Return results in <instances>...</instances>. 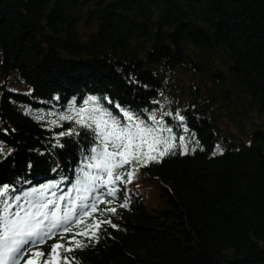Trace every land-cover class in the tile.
Masks as SVG:
<instances>
[{"label": "trees", "instance_id": "obj_1", "mask_svg": "<svg viewBox=\"0 0 264 264\" xmlns=\"http://www.w3.org/2000/svg\"><path fill=\"white\" fill-rule=\"evenodd\" d=\"M97 105L122 124V110L148 125L155 113L195 151L98 203L118 228L77 264H264V0H0V202L56 199L95 172V133L59 116ZM177 110L187 133L162 117Z\"/></svg>", "mask_w": 264, "mask_h": 264}, {"label": "snow or ice", "instance_id": "obj_2", "mask_svg": "<svg viewBox=\"0 0 264 264\" xmlns=\"http://www.w3.org/2000/svg\"><path fill=\"white\" fill-rule=\"evenodd\" d=\"M96 100V97H89L84 104ZM73 110L78 118L61 114L59 121L74 120L76 125L95 133L99 144L91 149L90 162L85 165V168L95 172L81 169L82 175L73 189L77 195L75 199L68 200L70 207L62 215L57 209L60 202L68 199L71 193L57 196L56 191H52L51 195L56 199L44 200V193L41 191L37 194L39 198L26 201L27 207L17 203L16 211L11 210L12 205L7 201L0 202L4 204L3 211L0 212V264H20L22 260L23 264H77L71 253L98 242L102 231H105L103 225L118 228L111 218L104 216L105 213L116 214L117 207L98 209V203L111 205L121 190L120 185L131 183L139 167L160 163L164 157L175 155L178 146L182 149V155L195 151V148L189 149L188 144L192 141H186L183 135L179 137L177 144L173 129L164 126L163 118L157 120L155 113L150 116L152 124L148 125L124 110L122 114L128 123L122 124L111 112L99 105L90 109L80 107ZM163 116H174L184 132L189 131L184 123L185 117L179 110L174 114L164 112ZM51 123L56 125L57 121L53 120ZM164 132L168 135H163ZM74 134L79 135L75 129H70L58 135L63 137ZM57 146L62 147L59 141ZM215 154H223L219 146L216 147ZM48 187L56 189L57 185ZM3 195L4 192H0V196ZM30 195L25 193V197ZM105 197L111 199L106 200ZM14 199L19 201L21 197L16 196ZM49 206H52L50 211L47 210ZM119 207H128L127 200L120 203ZM98 211L103 218L98 217L92 223H85L84 217H90ZM77 224H83L84 228L74 231ZM57 236L59 238L56 243L50 245L51 250L48 253L42 251V246Z\"/></svg>", "mask_w": 264, "mask_h": 264}, {"label": "rangeland", "instance_id": "obj_3", "mask_svg": "<svg viewBox=\"0 0 264 264\" xmlns=\"http://www.w3.org/2000/svg\"><path fill=\"white\" fill-rule=\"evenodd\" d=\"M69 193H71V197H72V199H75V197H76V195H77V193L75 192V191H73V190H68L67 191V193L65 194L66 196H67V194H69ZM63 194V193H62ZM59 195H61V194H59ZM121 195L124 197L125 196V193L123 192H121ZM51 199H53V198H51ZM53 200H55V199H53ZM63 202V201H62ZM62 202H60V207H59V209H57V211H58V213L59 214H63V212H64V210L67 208V207H70V204H68L67 202H68V199H66L65 200V202L66 203H64V204H61ZM77 203H79V201H77ZM19 204H23L25 207H27V203L26 202H24V201H21ZM51 208H52V206H49V209H47V210H51ZM17 210V208L16 207H14V209H13V211H16ZM23 214V213H22ZM50 240H52V239H49L48 241H50ZM47 241V242H48ZM44 246V245H43ZM25 259H27V257H25ZM20 264H23V260L20 262Z\"/></svg>", "mask_w": 264, "mask_h": 264}]
</instances>
